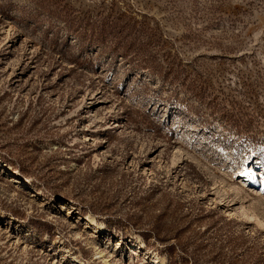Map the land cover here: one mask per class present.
Segmentation results:
<instances>
[{"label": "rangeland", "instance_id": "1", "mask_svg": "<svg viewBox=\"0 0 264 264\" xmlns=\"http://www.w3.org/2000/svg\"><path fill=\"white\" fill-rule=\"evenodd\" d=\"M0 264H264V0H0Z\"/></svg>", "mask_w": 264, "mask_h": 264}, {"label": "bare ground", "instance_id": "2", "mask_svg": "<svg viewBox=\"0 0 264 264\" xmlns=\"http://www.w3.org/2000/svg\"><path fill=\"white\" fill-rule=\"evenodd\" d=\"M90 220L92 221V219ZM96 226H97L96 228H99V229L102 228V225L97 224Z\"/></svg>", "mask_w": 264, "mask_h": 264}, {"label": "trees", "instance_id": "3", "mask_svg": "<svg viewBox=\"0 0 264 264\" xmlns=\"http://www.w3.org/2000/svg\"><path fill=\"white\" fill-rule=\"evenodd\" d=\"M142 236L144 237V239H146L144 234H142Z\"/></svg>", "mask_w": 264, "mask_h": 264}]
</instances>
